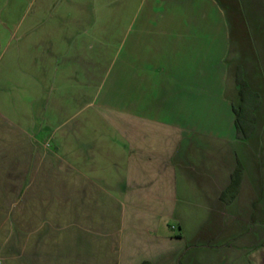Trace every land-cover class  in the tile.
Returning a JSON list of instances; mask_svg holds the SVG:
<instances>
[{
  "label": "crops",
  "instance_id": "crops-1",
  "mask_svg": "<svg viewBox=\"0 0 264 264\" xmlns=\"http://www.w3.org/2000/svg\"><path fill=\"white\" fill-rule=\"evenodd\" d=\"M0 119L85 184L20 192L2 264H264V0H0Z\"/></svg>",
  "mask_w": 264,
  "mask_h": 264
},
{
  "label": "rangeland",
  "instance_id": "rangeland-1",
  "mask_svg": "<svg viewBox=\"0 0 264 264\" xmlns=\"http://www.w3.org/2000/svg\"><path fill=\"white\" fill-rule=\"evenodd\" d=\"M246 59L249 80L260 89L261 75L255 56L247 55ZM64 161L67 162L56 151L36 143L0 119V254L8 242L27 250L35 245L32 239L39 234L27 230L30 227L22 221L20 208L16 209L20 207L17 199L20 192L84 190L85 184L79 183V178L77 184H72L74 177L69 176ZM101 252L106 255L108 249H94V255L99 256Z\"/></svg>",
  "mask_w": 264,
  "mask_h": 264
},
{
  "label": "trees",
  "instance_id": "trees-1",
  "mask_svg": "<svg viewBox=\"0 0 264 264\" xmlns=\"http://www.w3.org/2000/svg\"><path fill=\"white\" fill-rule=\"evenodd\" d=\"M237 84L240 92V105L235 109L236 123L238 130L241 132L242 136L245 135V127L248 123H252L254 120L246 119V115L255 112L260 105V97L258 94L254 93L245 79L244 72L241 68L238 69L237 73ZM240 166H238V171Z\"/></svg>",
  "mask_w": 264,
  "mask_h": 264
},
{
  "label": "built area",
  "instance_id": "built-area-1",
  "mask_svg": "<svg viewBox=\"0 0 264 264\" xmlns=\"http://www.w3.org/2000/svg\"><path fill=\"white\" fill-rule=\"evenodd\" d=\"M0 264H2V261L0 260Z\"/></svg>",
  "mask_w": 264,
  "mask_h": 264
}]
</instances>
